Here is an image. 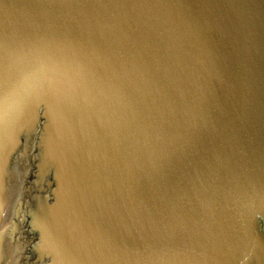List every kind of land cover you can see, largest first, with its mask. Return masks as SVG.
Listing matches in <instances>:
<instances>
[{
  "label": "water",
  "instance_id": "water-1",
  "mask_svg": "<svg viewBox=\"0 0 264 264\" xmlns=\"http://www.w3.org/2000/svg\"><path fill=\"white\" fill-rule=\"evenodd\" d=\"M0 264H264V0H0Z\"/></svg>",
  "mask_w": 264,
  "mask_h": 264
}]
</instances>
